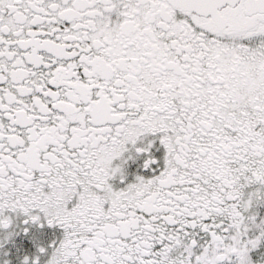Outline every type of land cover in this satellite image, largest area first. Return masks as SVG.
Segmentation results:
<instances>
[{"label": "snow or ice", "instance_id": "6c2138e0", "mask_svg": "<svg viewBox=\"0 0 264 264\" xmlns=\"http://www.w3.org/2000/svg\"><path fill=\"white\" fill-rule=\"evenodd\" d=\"M0 264H264V0H0Z\"/></svg>", "mask_w": 264, "mask_h": 264}]
</instances>
